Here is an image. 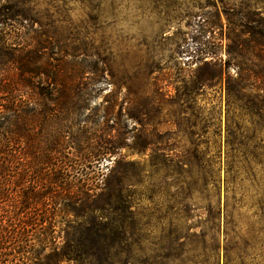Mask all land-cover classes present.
<instances>
[{"label": "trees", "instance_id": "1", "mask_svg": "<svg viewBox=\"0 0 264 264\" xmlns=\"http://www.w3.org/2000/svg\"><path fill=\"white\" fill-rule=\"evenodd\" d=\"M238 15L237 22L226 16L227 27H217L229 42L227 65L232 62L237 67L236 77L232 81L227 77L225 83L223 255L205 242L203 234L195 238L192 248V228L187 226L193 210L206 215V225L218 218L211 203L218 198L220 151L195 149L181 155L175 166L155 164L148 178L162 175L165 189H176L173 195L166 194L164 202L158 201L154 190L136 195L141 181L135 178L138 185L133 188L131 174L137 163L125 161L122 151L141 153L142 149L117 121L109 124L110 107L103 115L91 110L81 119L90 93L80 95L79 81L85 80L92 90L103 78V70L92 66L80 71L72 63L36 70L21 66L27 96L0 102V264H117L122 245L136 231H143L142 216L135 210L144 197L151 205L157 199L158 206L151 208L149 216L166 228L161 243L150 251L156 260L151 264H264V19L241 11ZM201 39L198 45L206 46ZM41 60L42 56H31L26 63ZM211 66L221 82V65ZM40 77L46 86L32 81ZM57 82L63 83L61 89ZM251 90L258 94L246 95ZM235 99L240 107L250 105L260 114L247 119L235 116L231 110ZM58 120L64 124L58 125ZM198 122L218 129V114L198 116ZM112 158L114 166L103 172L108 164L100 163ZM144 168L140 173L145 174ZM251 191L254 221L245 238L235 215L241 218ZM58 216L64 232L60 246L55 243ZM254 245L260 250L252 253Z\"/></svg>", "mask_w": 264, "mask_h": 264}, {"label": "rangeland", "instance_id": "2", "mask_svg": "<svg viewBox=\"0 0 264 264\" xmlns=\"http://www.w3.org/2000/svg\"><path fill=\"white\" fill-rule=\"evenodd\" d=\"M238 11L264 19V0H0V102L27 96L20 76L23 65L26 70H36L40 66L62 68L74 63L80 71L92 66L103 70V78L92 90L85 86V80L79 81L80 95L90 93L81 119L91 110L103 115L106 108L112 109L109 124L117 121L129 131L131 142L142 149L141 153L122 151L125 161L137 163L135 174H131L133 188L138 185L135 178L141 181L136 195L154 190L159 202H164L166 194L173 195L176 189L167 191L162 175L148 178L153 175L155 164L175 166L186 151L219 150L222 162L219 192L211 203L212 214L218 213V218L206 225V215L193 210L187 226L192 228L189 238L193 242L203 234L205 242L219 249L222 256L227 148L225 83L227 77L230 81L236 77L237 67L232 62L227 65L229 42L217 27H227L226 16L237 22ZM198 38L208 48L200 47ZM200 49L208 54H202ZM31 56H42V60L26 63ZM214 63L223 70L224 78L219 83L211 66ZM32 81L46 86L43 77ZM57 83L61 89L63 83ZM255 94H258L256 90L246 93ZM240 106L239 101L233 100L231 110L235 116L247 119L260 114L250 105L246 109ZM211 113L218 114V129L205 128L198 122V116ZM56 123L61 125L64 121ZM112 159L100 163L108 164L103 172L114 166ZM189 160L193 163L194 159L190 156ZM142 167L145 174L140 173ZM253 194V191L248 193L240 210L241 218L235 215L245 238L254 221L253 209L249 207ZM157 199L153 205L145 197L139 203L135 211L142 216L139 223L145 224L143 231H136L122 245L117 264L156 261L150 251L161 243L166 232L162 223L152 221L149 216L153 212L151 208L158 206ZM56 221L55 243L60 246L64 242L60 216ZM134 241L137 243L133 244ZM194 246L195 242L191 247ZM250 250L254 253L260 249L254 245Z\"/></svg>", "mask_w": 264, "mask_h": 264}]
</instances>
